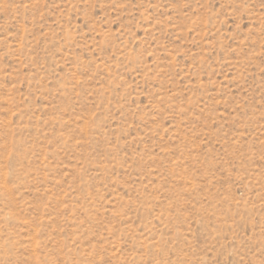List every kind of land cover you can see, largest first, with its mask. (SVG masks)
Listing matches in <instances>:
<instances>
[{"label":"rangeland","instance_id":"rangeland-1","mask_svg":"<svg viewBox=\"0 0 264 264\" xmlns=\"http://www.w3.org/2000/svg\"><path fill=\"white\" fill-rule=\"evenodd\" d=\"M0 264H264V0H0Z\"/></svg>","mask_w":264,"mask_h":264},{"label":"bare ground","instance_id":"bare-ground-1","mask_svg":"<svg viewBox=\"0 0 264 264\" xmlns=\"http://www.w3.org/2000/svg\"><path fill=\"white\" fill-rule=\"evenodd\" d=\"M4 185V184H3ZM5 186V185H4Z\"/></svg>","mask_w":264,"mask_h":264}]
</instances>
